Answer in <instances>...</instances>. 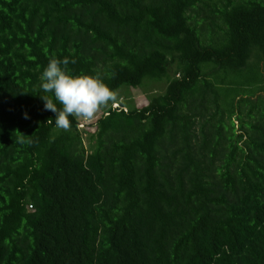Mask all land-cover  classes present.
I'll use <instances>...</instances> for the list:
<instances>
[{"label": "trees", "instance_id": "1", "mask_svg": "<svg viewBox=\"0 0 264 264\" xmlns=\"http://www.w3.org/2000/svg\"><path fill=\"white\" fill-rule=\"evenodd\" d=\"M52 58L166 85L65 131ZM0 264H264V0H0Z\"/></svg>", "mask_w": 264, "mask_h": 264}, {"label": "clouds", "instance_id": "2", "mask_svg": "<svg viewBox=\"0 0 264 264\" xmlns=\"http://www.w3.org/2000/svg\"><path fill=\"white\" fill-rule=\"evenodd\" d=\"M70 62L75 61L52 58L40 75L41 91L51 92L55 101L62 105L58 109L52 99H43L44 108L55 114L54 122L51 120L54 126L65 131L70 128L69 116L90 119L100 107L115 99L114 91L99 77L70 74L67 70Z\"/></svg>", "mask_w": 264, "mask_h": 264}, {"label": "rangeland", "instance_id": "3", "mask_svg": "<svg viewBox=\"0 0 264 264\" xmlns=\"http://www.w3.org/2000/svg\"><path fill=\"white\" fill-rule=\"evenodd\" d=\"M166 83L165 82H158V83H148L144 85L143 87L139 88H121L117 91H115V99L113 101H110L106 105L100 107L97 112L93 115L90 119H84L81 117H77L79 125L78 128L82 129L87 123H94L96 119L100 117L103 112H105L107 107H117L120 106L121 108H124L125 110L128 109L130 106L133 107H140L142 105H145L148 103V100L152 97L154 94H160L164 91ZM241 99L240 97L234 101V104L236 105V102ZM234 122L235 129L237 130L238 121L235 120V118L232 119ZM226 122L227 117H226ZM88 143V136L83 135V144L87 148Z\"/></svg>", "mask_w": 264, "mask_h": 264}]
</instances>
